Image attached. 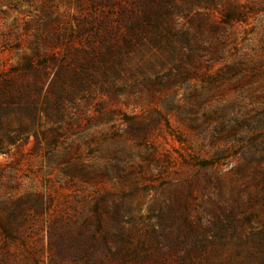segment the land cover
I'll return each instance as SVG.
<instances>
[{
	"label": "rangeland",
	"instance_id": "374dc122",
	"mask_svg": "<svg viewBox=\"0 0 264 264\" xmlns=\"http://www.w3.org/2000/svg\"><path fill=\"white\" fill-rule=\"evenodd\" d=\"M12 73L38 112L0 155V264L260 251L264 0H0Z\"/></svg>",
	"mask_w": 264,
	"mask_h": 264
},
{
	"label": "trees",
	"instance_id": "16d2710c",
	"mask_svg": "<svg viewBox=\"0 0 264 264\" xmlns=\"http://www.w3.org/2000/svg\"><path fill=\"white\" fill-rule=\"evenodd\" d=\"M211 7L213 5H210ZM228 24L233 21L232 15H228ZM235 19L234 21H239ZM14 74V75H13ZM25 85L18 79L16 73H12L0 80V155H7L11 149H20V141L23 134L34 132L37 118V106L34 100L26 98ZM29 110V127L23 125L22 115ZM14 114L13 119L7 121V116ZM10 121H13L11 123ZM259 252H248L244 255H226L211 259L208 264H264V243L258 244ZM179 264H194V259L184 255L178 258Z\"/></svg>",
	"mask_w": 264,
	"mask_h": 264
}]
</instances>
